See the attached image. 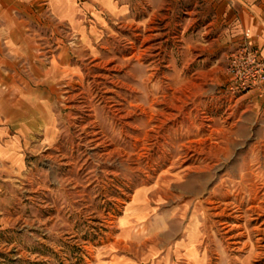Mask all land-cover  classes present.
<instances>
[{"label":"rangeland","instance_id":"obj_1","mask_svg":"<svg viewBox=\"0 0 264 264\" xmlns=\"http://www.w3.org/2000/svg\"><path fill=\"white\" fill-rule=\"evenodd\" d=\"M111 1L45 9L50 124L1 181L0 264H264V116L212 20L244 0Z\"/></svg>","mask_w":264,"mask_h":264},{"label":"crops","instance_id":"obj_2","mask_svg":"<svg viewBox=\"0 0 264 264\" xmlns=\"http://www.w3.org/2000/svg\"><path fill=\"white\" fill-rule=\"evenodd\" d=\"M78 1L0 0V191L1 181H7V172L24 163L22 140L44 138L50 124V113L43 112L46 105L42 101L50 96L53 80L47 75L48 70L43 74V69L48 63L51 70L55 59L43 56L41 30L46 26L53 35L58 33L57 22L74 21L79 13ZM89 1L101 5L112 3L111 0ZM227 3L235 5L230 0ZM242 4L238 13L228 7L227 13L216 12L212 20L226 22L222 35L234 46L243 43L248 33V41L264 58V0H244ZM45 15L56 23L44 25ZM239 100L243 101L240 107L245 111L264 116V95L250 92L235 103Z\"/></svg>","mask_w":264,"mask_h":264},{"label":"built area","instance_id":"obj_3","mask_svg":"<svg viewBox=\"0 0 264 264\" xmlns=\"http://www.w3.org/2000/svg\"><path fill=\"white\" fill-rule=\"evenodd\" d=\"M246 34V40L228 58V83L224 92L239 98L250 92L264 95V58L258 48L253 47Z\"/></svg>","mask_w":264,"mask_h":264},{"label":"bare ground","instance_id":"obj_4","mask_svg":"<svg viewBox=\"0 0 264 264\" xmlns=\"http://www.w3.org/2000/svg\"><path fill=\"white\" fill-rule=\"evenodd\" d=\"M243 219V218H242Z\"/></svg>","mask_w":264,"mask_h":264}]
</instances>
